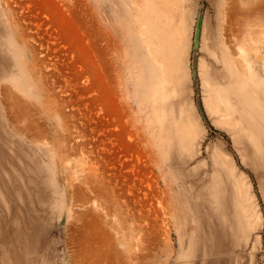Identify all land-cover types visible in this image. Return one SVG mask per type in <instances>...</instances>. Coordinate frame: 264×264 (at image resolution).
Here are the masks:
<instances>
[{"label":"rangeland","instance_id":"374dc122","mask_svg":"<svg viewBox=\"0 0 264 264\" xmlns=\"http://www.w3.org/2000/svg\"><path fill=\"white\" fill-rule=\"evenodd\" d=\"M148 4L0 0V264H264V0Z\"/></svg>","mask_w":264,"mask_h":264},{"label":"water","instance_id":"95a60500","mask_svg":"<svg viewBox=\"0 0 264 264\" xmlns=\"http://www.w3.org/2000/svg\"><path fill=\"white\" fill-rule=\"evenodd\" d=\"M201 12L199 14L197 23H196V29H195V35H194V44H193V57H192V76H193V80L194 83L196 85L197 82V55H196V51L198 49V44H199V38H200V30H201V22H202V16H201ZM195 91L198 92V88L197 85L195 87ZM197 108L199 111V114L202 118V120L204 121V123L209 126L207 118L205 116V113L203 111V107L201 104V101L199 100V98L197 97Z\"/></svg>","mask_w":264,"mask_h":264},{"label":"bare ground","instance_id":"6f19581e","mask_svg":"<svg viewBox=\"0 0 264 264\" xmlns=\"http://www.w3.org/2000/svg\"><path fill=\"white\" fill-rule=\"evenodd\" d=\"M148 1V7L146 8V12L145 14H150L151 17H150V21L148 22L149 25L153 26L154 25V19H153V15L155 13H161L160 11L156 12V8H166L168 3H169V0H147ZM154 3H156V5H154ZM155 33L158 37V39H161V37L164 39L165 35L162 34V31H161V28L160 27H156L155 29ZM152 32H154L152 30ZM168 47V46H166ZM170 47V46H169ZM163 57V56H162ZM164 58V57H163Z\"/></svg>","mask_w":264,"mask_h":264}]
</instances>
